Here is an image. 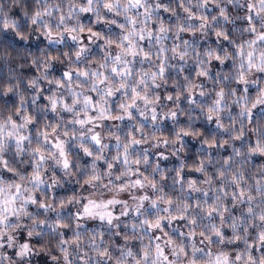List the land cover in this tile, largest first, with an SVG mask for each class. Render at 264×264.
<instances>
[{"label":"clouds","instance_id":"1","mask_svg":"<svg viewBox=\"0 0 264 264\" xmlns=\"http://www.w3.org/2000/svg\"><path fill=\"white\" fill-rule=\"evenodd\" d=\"M0 264H264V0H0Z\"/></svg>","mask_w":264,"mask_h":264}]
</instances>
